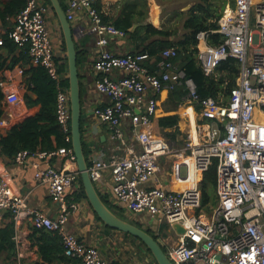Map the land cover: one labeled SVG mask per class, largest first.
Segmentation results:
<instances>
[{"label": "built area", "instance_id": "2783aa9c", "mask_svg": "<svg viewBox=\"0 0 264 264\" xmlns=\"http://www.w3.org/2000/svg\"><path fill=\"white\" fill-rule=\"evenodd\" d=\"M97 3L70 0L66 11L71 23L78 14L87 15L98 37L95 87L111 103L97 110L96 117L109 125L113 140L125 139L123 123L129 122L141 151L130 148L125 156L96 160L89 166L92 181L99 183L104 172L110 171L113 194L129 216L152 218L159 231L165 225L176 232L178 243L165 247L174 264H264V0H234L226 6L219 29L213 31L223 36L222 44H211L207 32L197 36V60L206 76L217 77L218 68L229 58L240 67L236 85L228 96L222 94L218 99L201 98L193 79L176 61V47L165 49L158 61L147 53L117 55L107 50L110 38L124 39L127 34L105 22ZM49 12L46 0H27L8 35L19 49L26 50L31 66L45 68L56 82L58 124L66 142L72 144L70 91L63 84L65 75L48 26ZM3 41L0 38V46ZM18 72L25 71L20 68ZM179 88L184 89V109L191 123L192 113L197 119L183 148L171 146L164 135L150 129L158 117L161 94ZM4 96L10 104L21 101L15 91H6ZM13 122L11 115L0 118V128L8 133ZM30 156L44 163L33 165L35 179L48 187L51 199L60 205V214L52 218L30 207L27 196L0 178V217L9 213L19 220L27 215L35 229L57 232L65 255L78 264H114L67 228L78 208L70 197L81 192V177L78 168H58L52 161L62 157L76 164L73 147L21 150L13 159L22 166ZM163 157L173 160L178 178H188L190 186L185 190H166L152 183ZM214 163L217 205L208 218L202 206L201 182ZM175 225L185 232L178 234Z\"/></svg>", "mask_w": 264, "mask_h": 264}, {"label": "crops", "instance_id": "0c3cea01", "mask_svg": "<svg viewBox=\"0 0 264 264\" xmlns=\"http://www.w3.org/2000/svg\"><path fill=\"white\" fill-rule=\"evenodd\" d=\"M3 1L4 0H0V8H3ZM69 1L70 0H65V5L67 8ZM120 1L121 0H98L97 6L103 15L115 17L120 10ZM149 2V21L158 28H161L163 25L171 27L173 23L171 25H165L163 22L164 17L162 15V9L157 1L149 0ZM181 3L184 5L183 11H186L192 6V4H194L193 0H182ZM47 20L48 26L52 32L57 60L60 61L61 65H64L67 58V49L64 46L65 40H63L64 36L59 20L52 6ZM13 26L14 18L10 19L6 23H3L0 18V38H3L6 33L10 32ZM72 26L76 30L75 42L77 52L82 55L81 61L78 64L79 78L81 83L82 109L83 114L85 115V120L82 122V134L84 146H86L89 150L88 158L90 165H92L98 159L108 161L113 156H125L130 148L135 149L137 152L141 151V145H139L138 142L133 138V131L129 122L123 123L125 139L123 141L113 140L111 138L112 131L109 125L102 123L96 117L95 112L97 110L104 109L108 104L111 103L109 98L98 93L95 87L98 74L94 70V63L96 62L100 51V48L97 44L98 37L94 32H92L91 22L87 15L78 14L77 19L72 22ZM61 38L63 43L60 40ZM62 48H65V52L61 51ZM132 48L133 45L129 43L127 36L124 39L110 38L109 44L106 47L107 50L117 55L131 53ZM22 52L23 50L17 49L14 53H9L6 49L0 46V56L7 59L8 65L12 64L11 68H6L0 71V82L3 84V86L0 87L3 93L2 109L4 110V115L2 118L10 117L11 115L14 120L12 126L18 125L27 118L35 116L41 109V105L29 106L25 101V96L27 94L32 99H36V95L28 91V80L30 78L29 71L31 70L32 66L30 65L29 56L27 55L28 57L26 56L24 58L25 55H22ZM155 58L157 61L161 59V57ZM20 68L24 69V74H19L18 70ZM64 75L65 79L69 78V70L67 73H64ZM113 76L118 77V74L115 73ZM6 91L17 92L19 98L21 99L20 103H8L4 96ZM170 93L171 92L165 91L161 94L159 98L160 103L158 116L160 115V111H162L163 114L168 113L164 111L162 105L165 101H167L168 105L170 106ZM180 106L179 107L181 109H178L184 111L182 115L184 126L186 125V121L189 122L188 129H190V133L192 132V129L196 127L197 119L194 113H192L191 123L188 116L189 114L184 109L186 106L183 100ZM183 120L179 121L178 123L177 130H179V132L182 130ZM199 121L201 122L202 120ZM174 130H176V128H174ZM0 133L2 135L7 134L6 130L3 128H0ZM163 135L166 137L165 134ZM167 140L171 146L180 148L178 146V140L169 138H167ZM53 141L56 143L55 138H53ZM57 149L59 148H55L54 150ZM39 150L41 149L36 151ZM34 164H41L42 166H45L42 161L33 156L29 157L25 165L20 166L15 163L13 158H9L1 152L0 178L6 179L9 182L10 187L16 192L27 196L28 205L30 207L38 209L52 218H56L60 214V205L51 199L48 192V187L46 185L39 184V182H37L35 179ZM52 165L58 168H62L64 165H67L70 168H78L77 162L76 164H71L62 157L54 159L52 161ZM159 165L161 170L155 176V178L152 179V183L154 185L172 191H182L190 186L188 178H178L177 175L174 174L172 159L169 157H163L161 158ZM95 185L99 194L108 205L114 207L116 210L121 211L125 216L132 219L131 216L127 214L125 206L119 203L113 194V183L110 171L104 172L102 180ZM77 196L78 195H74L73 197H70V201H74L78 205L77 210L73 212L67 224V228L70 231H72L87 245L97 247L103 256L109 260H112L114 264H157L153 255L139 240L121 231L111 229L106 226L98 218L88 199L83 197L77 198ZM213 208H211V211ZM141 219H139L141 222L145 221L143 219L147 220L146 217H141ZM139 220L138 222H140ZM140 223L138 224L147 227L149 230L155 231L157 233L159 231L156 220L152 218H149L146 223ZM7 228L13 230V235L10 240L13 242L14 247L10 248V245H8L6 242L2 243V241H0V264H48L44 262L39 255L37 245H33L31 235L33 234L35 228L29 216L23 215L20 216L19 220H17V218H15L12 214H4L2 217H0V231ZM165 230H163V227L160 230L165 233V236L161 237V239L166 244L165 247L168 248L177 244L178 240L177 242H173L171 238L168 240L166 239L167 236ZM1 237H4V235L2 234ZM2 245H4V247ZM54 264L67 263L56 262Z\"/></svg>", "mask_w": 264, "mask_h": 264}, {"label": "trees", "instance_id": "16d2710c", "mask_svg": "<svg viewBox=\"0 0 264 264\" xmlns=\"http://www.w3.org/2000/svg\"><path fill=\"white\" fill-rule=\"evenodd\" d=\"M60 1L67 11L68 8L65 5V0ZM156 1L161 6L163 17L167 14V16H169V23L171 24L179 21V24L181 23L180 27H168L163 25L161 28H158L151 23L149 21V0H121L119 2L120 10L115 17L105 15H103V17L105 22H112L116 28L126 32L127 40L133 45L131 52L133 54L147 53L159 58L165 49L176 47L179 53L176 61L179 63L181 69L186 72L187 76L193 79L197 87V92L201 98L212 97L218 99L222 94L228 96L230 90L236 85V80L240 73L239 64L234 58H229L227 61L222 62L221 66L218 68L217 77L206 76L197 60V36L200 32H207L211 44H222L223 36L219 33H213V31L219 29V19L224 9L228 4H233L234 0H193L194 4L186 11H183L184 5L179 0ZM46 2L52 6L50 0H46ZM26 3L27 0H4L2 2L3 8H0V18L2 22L6 23L10 19L15 18L26 6ZM8 33L3 36L4 45L2 47L9 53H14L19 48L9 38ZM64 46L66 48L65 41ZM22 53V55H25V58L27 56L26 50H23ZM81 58L82 55L78 53V64ZM11 66L12 64H7V59L0 56V71L11 68ZM61 72H68L67 58L66 63L61 65ZM29 74L28 91L35 94L36 99L30 98L27 94L25 96V101L29 106L41 105V109L35 116L29 117L22 123L12 126L6 135H2L0 140L1 152L9 158H14L21 150L35 152L38 149L54 150L55 148L64 146L72 147V144L66 142L65 134L57 120L56 82L49 76L46 69L40 66H32ZM63 84L67 88H70L69 78L65 79ZM184 96L185 92L183 88L171 92L169 95L170 108H172V110H177ZM2 100L3 93L0 88V118L4 115ZM178 123V115L163 116L161 118L158 116L153 121L150 129L155 134L163 135L166 133L168 137L170 136V138L175 139L177 134L180 133L179 130H177ZM174 128H176V130H174ZM167 129L174 130V132L168 133L166 132ZM53 138H55L56 143H54ZM84 149L90 166L88 158L89 150L86 146H84ZM80 182L81 192L78 194L77 198L83 197L88 199L81 178ZM216 187L217 163H214L205 173L201 182L202 206L207 208L208 211L217 204ZM104 202L107 204L105 200ZM108 207L120 218L141 226L125 216L121 211L116 210L110 205H108ZM2 234L4 237H1ZM150 234L154 238L165 236V233L158 234L152 230H150ZM12 235L13 230L10 228L1 230L0 241H2V243L6 242L10 245V248H12L14 247L13 242L10 240ZM31 239L33 245H37L38 253L44 262L48 264H54L56 262L78 264L76 260L65 255L62 238L57 232L34 229ZM141 243L146 247L143 242ZM2 246L4 247V245ZM147 250L150 252L148 248Z\"/></svg>", "mask_w": 264, "mask_h": 264}, {"label": "water", "instance_id": "95a60500", "mask_svg": "<svg viewBox=\"0 0 264 264\" xmlns=\"http://www.w3.org/2000/svg\"><path fill=\"white\" fill-rule=\"evenodd\" d=\"M50 2L59 20L67 49L71 100L72 147L76 155L78 171L88 201L99 219L106 226L131 235L143 242L152 253L157 264H174L165 251V242L161 238H154L147 227L135 225L115 214L104 202L95 183L91 179L82 134V122L85 120V115L83 114L81 100L78 52L75 42L76 30L68 20L66 10L61 1L50 0ZM174 228L178 234H183L185 232L184 228L180 225H175Z\"/></svg>", "mask_w": 264, "mask_h": 264}, {"label": "rangeland", "instance_id": "374dc122", "mask_svg": "<svg viewBox=\"0 0 264 264\" xmlns=\"http://www.w3.org/2000/svg\"><path fill=\"white\" fill-rule=\"evenodd\" d=\"M180 2L182 1V0H179ZM163 22L165 23V25H171V23H169V16H167V14L165 15V17L163 18ZM179 21H176L175 23H173L172 24V26H176V27H180L181 26V23L179 24L178 23ZM61 35H62V33H61ZM61 41H62V43H63V40H62V38L60 39ZM62 47H64V46H62ZM61 51L62 52H65V48H62L61 49ZM60 55V54H59ZM163 109H164V111H166V112H168V113H166V114H163V112L162 111H160L159 112V118H161V117H163V116H167V115H179V113H180V115H179V121H182L183 120V113H184V111L183 110H179V109H181L180 107H179V109H177V111L176 110H171V108H170V106L168 105V103H167V101H165L164 103H163ZM188 125H189V122H187L186 121V125L184 126V120H183V122H182V130H181V132L176 136V140H178V146L180 147V148H183L185 145H186V143H187V141H188V138H189V131H190V129H188ZM166 132H168V133H172L173 132V130H171V129H167L166 130ZM165 135H166V137L167 138H169V139H172V138H170V136L168 137V135L166 134V133H164ZM156 135H159V134H156ZM175 140V141H176ZM203 211L206 213V216L208 217V218H211L212 217V215H213V210L211 211H208L207 210V208H203ZM132 219V221H134V222H137V223H140L141 221L139 220V219H141V217H131ZM138 220L140 221V222H138ZM142 220V219H141ZM143 220H145V221H143V222H141L140 224H143V223H146L147 222V220H148V218H147V220L146 219H143ZM166 229V230H165ZM163 230H165V232H166V239L168 240L169 238H171V240H173V242L175 241V242H177V240H178V237H177V234H176V232L173 230V229H171L170 227H166L165 225L163 226ZM160 233L159 234H161V233H163L162 231H159ZM164 237V236H163Z\"/></svg>", "mask_w": 264, "mask_h": 264}]
</instances>
